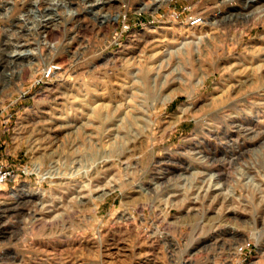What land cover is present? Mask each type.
<instances>
[{
    "label": "rangeland",
    "instance_id": "rangeland-1",
    "mask_svg": "<svg viewBox=\"0 0 264 264\" xmlns=\"http://www.w3.org/2000/svg\"><path fill=\"white\" fill-rule=\"evenodd\" d=\"M4 1L0 264H264V20L226 18L246 0H68L46 37L47 3Z\"/></svg>",
    "mask_w": 264,
    "mask_h": 264
},
{
    "label": "bare ground",
    "instance_id": "bare-ground-1",
    "mask_svg": "<svg viewBox=\"0 0 264 264\" xmlns=\"http://www.w3.org/2000/svg\"><path fill=\"white\" fill-rule=\"evenodd\" d=\"M2 1V0H1ZM0 1V2H1ZM17 0H5L4 2H5V4L4 5H8V4H11V3H14V2H16ZM21 1V4H26V3H28V1L29 0H20ZM36 7L39 5V4H42V3H47L48 4V6L47 5H45L46 7H45V9L44 10H39V16L41 17V19H40V21H41V23H43V25H42V28H44L45 29V33L43 34V36L44 37H46L47 36V31H48V27H49V23L55 18V16H57V12H56V9H55V6L56 5H58V4H68V0H30ZM71 1V0H70ZM86 1H88V4H87V9H86V11H88V12H92V13H96L95 12V9H96V7H98L99 5H101V4H105V3H108V2H110V1H112V0H86ZM130 1V0H129ZM169 1H171V0H147L146 2L145 1H143V7L144 8H150V7H152V9H154V10H157V8L160 6V5H162V4H164V3H167V2H169ZM224 1V3L225 4H231V2L229 1V0H223ZM246 5L243 7V8H245V9H247L248 10V12H246V13H243V11L242 12H240V11H238V12H236V13H230V14H228L227 16H226V18H228L229 20H231V19H233V17L235 16V18L237 17L238 19L239 18H241L242 16H245V17H247V19L249 20V21H253L254 19H256V21H257V18L258 19H262V20H264V12H263V9H264V0H246ZM72 3V2H71ZM29 4H30V2H29ZM111 4V3H110ZM31 5V4H30ZM29 5V6H30ZM12 6H13V4H12ZM34 6V7H35ZM82 7V6H81ZM143 7H141L140 8V10L143 8ZM5 8V7H4ZM10 8H11V6H10ZM30 8H32L31 6H30ZM85 8V7H84ZM227 8V7H226ZM6 9V8H5ZM9 9V8H8ZM29 9V8H28ZM4 10V9H3ZM70 11H72V8H70L69 9ZM99 10V9H98ZM148 10V9H147ZM228 10V9H227ZM34 10L33 9H31L30 11L28 10L27 12H25V13H23V14H21V17L20 18H22L23 16L25 17L24 19L26 20H30V16H31V13L33 12ZM97 11V10H96ZM12 12V11H11ZM85 12V11H84ZM263 12V13H262ZM22 13V12H21ZM262 13V14H261ZM68 14V13H67ZM65 15L64 16V18H66V19H68V17L70 16V17H72V16H74L75 17V15H78L79 14V10L77 9L76 11H74L72 14L70 13V15ZM84 14V13H83ZM86 14V13H85ZM101 14V13H100ZM8 15H9V13H8ZM55 15V16H54ZM16 16H18V14L16 15ZM36 16H38V15H36ZM84 16V15H83ZM107 15H103V17H105V18H107L106 17ZM62 18H63V16H61ZM77 17V16H76ZM244 17V18H245ZM11 18V17H10ZM19 18V19H20ZM78 18V17H77ZM89 18V17H88ZM13 19V18H12ZM99 19V18H98ZM222 19H223V17H222ZM90 20H92V19H90ZM228 20V21H229ZM10 21V20H9ZM24 21V20H23ZM38 21V20H37ZM37 21H35V22H37ZM66 21V20H65ZM255 21V20H254ZM12 22V21H11ZM18 22V21H17ZM26 22V21H25ZM53 22V21H52ZM217 22H218V20L216 21V20H213V22H211V24H217ZM224 21H222L221 20V22L220 23H223ZM21 23V22H20ZM66 23V22H65ZM219 23V24H220ZM18 24V23H17ZM54 24V23H53ZM93 24V23H92ZM7 25V24H6ZM221 25V24H220ZM10 26V25H9ZM12 26V25H11ZM30 26V25H29ZM39 26V25H38ZM92 26V25H91ZM90 26V27H91ZM100 27V26H99ZM8 28V27H7ZM85 28H87V27H85ZM23 29V28H22ZM27 29H29V28H27ZM62 29V28H61ZM90 29V28H89ZM16 30V29H15ZM43 30V29H42ZM47 30V31H46ZM50 30V29H49ZM95 30V29H94ZM203 30V29H202ZM8 32V31H7ZM41 32V33H42ZM52 32H54L55 33V31H52ZM3 33V32H2ZM15 33H16V31H15ZM20 33V32H19ZM40 33V32H39ZM6 34V33H5ZM24 35H25V33H23ZM23 34H20V35H23ZM10 35V34H9ZM17 35V34H16ZM19 35V36H20ZM23 35V36H24ZM6 37V36H5ZM9 37V36H8ZM12 37V36H11ZM26 37V36H25ZM3 38V37H2ZM13 38V37H12ZM199 38L201 39V38H203V36H199ZM6 39H8V38H6ZM11 40V39H10ZM15 40H17L18 41V43L17 44H13V47L15 48V49H13V50H10L9 52V58L10 59H21V58H26V57H29L30 56V54L31 53H33V51H34V49H33V51L31 50V48L30 49H27L26 47H25V44H20V40H19V38H15ZM205 40H207V39H205ZM44 41H46V39L44 40ZM2 42V41H1ZM12 42V41H11ZM16 42V41H15ZM12 43H14V42H12ZM51 43V42H50ZM185 44V43H184ZM7 45V44H6ZM10 46H12V45H10ZM51 46V45H50ZM49 46V47H50ZM52 47H53V45H52ZM5 48V47H4ZM8 48V47H7ZM65 53H67V52H65ZM40 56V55H39ZM32 57V56H31ZM5 59V58H4ZM28 59V58H27ZM30 59V58H29ZM4 62V61H3ZM44 62V61H43ZM42 62V63H43ZM6 63V62H5ZM7 65H8V63H7ZM53 65L55 66V64H53L52 63V67H53ZM1 68H3V67H1ZM245 80V79H244ZM251 81V80H250ZM252 81H253V79H252ZM243 82V81H242ZM241 82V83H242ZM249 83V82H248ZM243 84V86H244V82L242 83ZM242 86V87H243ZM240 87V86H239ZM235 93V92H234ZM250 100V99H249ZM246 101V100H245ZM247 105V104H246ZM130 107V106H129ZM231 110V109H230ZM226 112V111H225ZM241 115V114H240ZM108 117V116H107ZM237 119V118H236ZM240 119V118H239ZM138 121V120H137ZM240 121V120H239ZM238 126V125H237ZM215 128V127H214ZM224 128H225V126H224ZM239 128V127H238ZM245 129V128H244ZM212 130V129H211ZM229 130V129H228ZM243 130V129H242ZM133 132V131H132ZM224 132V131H223ZM245 132V131H244ZM247 132V131H246ZM211 133V132H210ZM232 133V132H231ZM131 135V134H130ZM212 135V134H211ZM221 137V136H220ZM129 138V137H128ZM243 138V137H242ZM226 140H228V139H226ZM232 140V139H231ZM235 140H237V139H235ZM133 143V142H132ZM233 144V143H232ZM242 144V143H241ZM118 145V144H117ZM243 145V144H242ZM237 146V145H236ZM227 147V146H226ZM244 148V147H243ZM246 148V147H245ZM234 149H236V148H234ZM238 149V148H237ZM126 150V149H125ZM118 151V150H117ZM234 151V150H233ZM237 154V153H236ZM235 154V155H236ZM211 156V155H210ZM216 158V157H215ZM237 158V157H236ZM217 159V158H216ZM108 160H110L109 158H104L101 162H105V161H108ZM218 160V159H217ZM222 161V160H221ZM233 161V160H232ZM212 163V162H211ZM229 163V162H228ZM100 164H102V163H100ZM189 164V163H188ZM187 164V165H188ZM229 165V164H228ZM107 166V165H106ZM226 167V166H225ZM169 169V168H168ZM203 169V168H202ZM221 169V168H220ZM247 169V168H246ZM173 171V170H172ZM246 171V170H245ZM153 174V173H152ZM157 175V174H156ZM227 175V174H226ZM68 176V175H67ZM211 176H213V175H211ZM219 176V175H218ZM226 177V176H225ZM62 179V178H61ZM65 180V179H64ZM73 180V179H72ZM223 180V179H222ZM227 180V179H226ZM217 182L216 183H220V180H216ZM170 187V186H169ZM162 192V191H161ZM161 196V195H160ZM203 222H204V220H203ZM221 222V221H220ZM202 224V223H201ZM201 229V228H200ZM221 230H222V228H221ZM225 230V229H224ZM222 233V232H221ZM147 235V234H146ZM146 238H147V236H146ZM191 251V250H190ZM60 255V254H59Z\"/></svg>",
    "mask_w": 264,
    "mask_h": 264
},
{
    "label": "built area",
    "instance_id": "built-area-1",
    "mask_svg": "<svg viewBox=\"0 0 264 264\" xmlns=\"http://www.w3.org/2000/svg\"><path fill=\"white\" fill-rule=\"evenodd\" d=\"M172 18L176 21H186L190 25L198 26L205 21L204 15L193 14L191 9L187 6L181 10H174L172 12ZM17 172L10 166L0 164V186L7 183L12 178L16 177Z\"/></svg>",
    "mask_w": 264,
    "mask_h": 264
}]
</instances>
